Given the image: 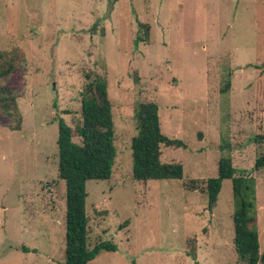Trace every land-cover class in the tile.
<instances>
[{"label":"rangeland","instance_id":"374dc122","mask_svg":"<svg viewBox=\"0 0 264 264\" xmlns=\"http://www.w3.org/2000/svg\"><path fill=\"white\" fill-rule=\"evenodd\" d=\"M13 49L24 58L0 79L19 104L0 111V264L65 260L58 120L77 125L87 71L108 79L117 147L112 177L86 182L89 242L117 250L89 264H247L235 249L232 180L213 210L184 187L218 176L229 154L255 178L264 253V167H254L264 152L255 140L264 133V0H0V50ZM147 99L159 104L162 131L187 145L161 147L162 161L183 165L182 179L133 178L134 107Z\"/></svg>","mask_w":264,"mask_h":264},{"label":"trees","instance_id":"16d2710c","mask_svg":"<svg viewBox=\"0 0 264 264\" xmlns=\"http://www.w3.org/2000/svg\"><path fill=\"white\" fill-rule=\"evenodd\" d=\"M139 40L141 36L137 35L136 47ZM23 58L18 49L0 50V79L11 74ZM231 74L229 72L226 76L221 88L223 92L231 87ZM85 79L87 83L80 91L81 113L77 125H69L62 117L58 120L59 177L66 186V247L62 264H89L101 252L117 250V245L109 240H101L93 246L89 242L86 182L112 177L117 147L108 79L92 71L85 73ZM17 98L14 91L0 85V111L17 112ZM133 118L136 128V135L131 141L133 178L139 181L182 179L183 165L177 161H162L161 147L186 148L187 145L182 139L170 137L162 131L158 102L153 99L138 101ZM258 139L264 140V133L256 135L255 140ZM254 167H264V152L257 157ZM224 179L232 180L236 252L247 264H264V253L260 251L256 181L253 176L242 173L233 164L229 154L220 159L218 176L207 180H185L184 187L189 191L205 193L208 208L213 210Z\"/></svg>","mask_w":264,"mask_h":264}]
</instances>
